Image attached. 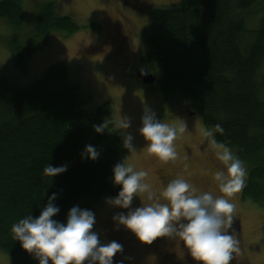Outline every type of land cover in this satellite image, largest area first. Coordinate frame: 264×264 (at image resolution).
<instances>
[{"label":"trees","instance_id":"1","mask_svg":"<svg viewBox=\"0 0 264 264\" xmlns=\"http://www.w3.org/2000/svg\"><path fill=\"white\" fill-rule=\"evenodd\" d=\"M263 1L178 0L150 9L155 28L146 36L149 51L141 65L157 75L152 88L165 103L197 106L216 141L247 167L242 198L259 204H264ZM0 17L13 29L4 42L23 71L50 34L79 29L71 16L58 14L54 0L39 4L27 32L23 0H0ZM84 104L63 62L28 86L0 71V250L14 264H33V258L12 238V224L38 216L53 192L60 208L54 218L65 222L71 207L86 201L80 207L86 209L119 191L112 169L128 149L116 130L112 104L104 101L92 111ZM105 120L108 128L96 132L94 126ZM86 145L98 150L96 160L82 157ZM46 163L66 164L67 170L51 182L43 175ZM187 252L184 260L195 263ZM167 255L165 262L177 264L174 254Z\"/></svg>","mask_w":264,"mask_h":264},{"label":"rangeland","instance_id":"2","mask_svg":"<svg viewBox=\"0 0 264 264\" xmlns=\"http://www.w3.org/2000/svg\"><path fill=\"white\" fill-rule=\"evenodd\" d=\"M43 1L49 0H23L24 32L34 26L35 13ZM54 1L58 14L71 16L79 29L70 35L50 34L49 43L32 56L23 71L15 65L4 42L13 29L5 18L0 17V71L3 75L17 85L28 86L40 79L52 64L65 63L71 81L81 89L86 109L92 111L104 101H110L115 122L125 117L130 119L131 127L127 131L134 137L135 150H128L123 160L136 170L147 171L146 181L157 195L177 176L184 177L201 192L222 195L212 173L226 169L216 159L215 149L204 135L209 129L204 125L197 106L168 105L161 94L141 82L136 75L143 65L142 57L149 51L146 36L155 28L148 11L156 6L173 5L178 0ZM145 107L154 111L161 122L185 125L184 132L174 141L178 153L175 161L165 163L147 153L146 141L139 133ZM116 130L124 134L117 127ZM229 199L235 205L233 226L239 242V251L233 254L230 264H264V204L244 200L242 190ZM85 202H81L80 207ZM143 203L147 201L137 197L133 206ZM86 209L95 213L94 230L99 233L100 240L105 243L115 240L123 246V252L117 254L116 260H123L124 264H172L159 260L161 250L166 248L169 254H174L177 264H196L184 260L186 249L179 239L157 237L148 244L122 226L117 229L112 216L126 210L109 206L105 199ZM0 264L14 263L0 250ZM33 264L38 262L33 259Z\"/></svg>","mask_w":264,"mask_h":264},{"label":"clouds","instance_id":"3","mask_svg":"<svg viewBox=\"0 0 264 264\" xmlns=\"http://www.w3.org/2000/svg\"><path fill=\"white\" fill-rule=\"evenodd\" d=\"M115 126L124 132L123 147L134 151V137L127 131L131 127L130 119L125 117L115 122ZM94 127L102 133L108 128V121ZM184 130V124L161 122L154 111L145 107L139 133L146 141L149 155L165 163L175 161L178 153L174 141ZM216 130L223 132L219 125ZM204 135L215 149L216 159L226 169L212 173L222 195L201 192L182 176L171 179L157 195L146 181L147 171L136 170L123 160L112 169V182L120 186L119 191L105 201L111 207L126 210L112 216L114 225L117 229L122 226L130 230L140 241L151 244L157 237L179 239L196 264H230L233 254L239 251V242L233 226L235 205L229 198L244 188L247 170L227 145L216 141L212 131ZM81 155L96 160L99 152L93 145H86ZM66 170V164L46 163L43 175L52 182ZM137 197L147 203L133 206ZM56 198L57 193L53 192L38 216L28 214L12 224V238L19 241L22 249L38 264H124L123 260L115 259L123 252V246L115 240L102 242L94 230L96 216L92 210L73 206L66 221L61 222L54 218L60 212L54 203Z\"/></svg>","mask_w":264,"mask_h":264},{"label":"water","instance_id":"4","mask_svg":"<svg viewBox=\"0 0 264 264\" xmlns=\"http://www.w3.org/2000/svg\"><path fill=\"white\" fill-rule=\"evenodd\" d=\"M137 76L141 79V81L144 84L150 85L152 83H154L157 79V76L149 74L147 72V68L144 67L142 70H140L139 72H137Z\"/></svg>","mask_w":264,"mask_h":264},{"label":"flooded vegetation","instance_id":"5","mask_svg":"<svg viewBox=\"0 0 264 264\" xmlns=\"http://www.w3.org/2000/svg\"><path fill=\"white\" fill-rule=\"evenodd\" d=\"M120 36H123V35L120 34ZM120 36H119V37H120ZM123 37H124V36H123ZM140 67L142 68L143 66H140ZM140 67H139V68H140ZM145 67H146V66H145ZM139 68H138V70H139ZM141 68H140V69H141ZM138 70H137V71H138ZM147 72L150 73V74H152V75H153V74L155 75V73H154L153 71H150L148 67H147ZM155 83H156V81H155L154 83L150 84V85H147V86L152 88V87L154 86ZM145 85H146V84H145ZM185 249H186V248H185ZM165 250H166V251H165ZM167 251H168V250H167L166 248H163V249L161 250V255L159 256V260H163V261H164V259L168 258V255H167L168 252H167ZM163 252H166V253H163ZM173 264H174V263H173Z\"/></svg>","mask_w":264,"mask_h":264}]
</instances>
